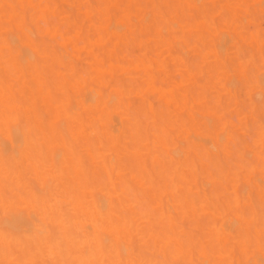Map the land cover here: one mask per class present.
I'll return each instance as SVG.
<instances>
[{"label":"clouds","instance_id":"obj_1","mask_svg":"<svg viewBox=\"0 0 264 264\" xmlns=\"http://www.w3.org/2000/svg\"><path fill=\"white\" fill-rule=\"evenodd\" d=\"M0 264H264V0H0Z\"/></svg>","mask_w":264,"mask_h":264}]
</instances>
